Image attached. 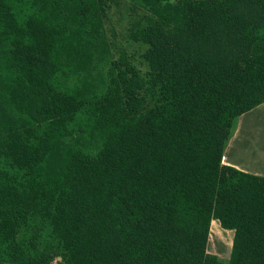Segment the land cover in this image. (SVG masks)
Instances as JSON below:
<instances>
[{
  "label": "trees",
  "instance_id": "trees-1",
  "mask_svg": "<svg viewBox=\"0 0 264 264\" xmlns=\"http://www.w3.org/2000/svg\"><path fill=\"white\" fill-rule=\"evenodd\" d=\"M142 1L146 73L97 67L104 1L0 0V264H52L39 229L62 264H222L213 221L264 264V177L223 165L264 104V0Z\"/></svg>",
  "mask_w": 264,
  "mask_h": 264
},
{
  "label": "rangeland",
  "instance_id": "rangeland-1",
  "mask_svg": "<svg viewBox=\"0 0 264 264\" xmlns=\"http://www.w3.org/2000/svg\"><path fill=\"white\" fill-rule=\"evenodd\" d=\"M102 1L105 2L102 4L104 7L96 13V21L92 22L85 32L88 45L95 55L97 67L103 69L112 60H117L120 56H127L137 68L146 73L144 55L148 48L136 40L134 35L137 31L135 27L138 22L145 23L143 19L146 14H149L148 9L142 0ZM241 117L249 120V112ZM241 117L234 120L232 134L237 129ZM249 133L252 134L254 140H264V127L259 126ZM67 143L69 146H84L86 141L75 134L74 137L68 139ZM35 239L41 249L51 254L53 257L52 264H62L57 241L46 236L41 229L35 235ZM233 240L234 232L222 229L219 222L213 221L206 248L207 255L217 259L222 264H230Z\"/></svg>",
  "mask_w": 264,
  "mask_h": 264
},
{
  "label": "crops",
  "instance_id": "crops-1",
  "mask_svg": "<svg viewBox=\"0 0 264 264\" xmlns=\"http://www.w3.org/2000/svg\"><path fill=\"white\" fill-rule=\"evenodd\" d=\"M264 104L249 112V120L241 117L232 134L223 158V165L264 177V140H254L249 132L264 126Z\"/></svg>",
  "mask_w": 264,
  "mask_h": 264
}]
</instances>
